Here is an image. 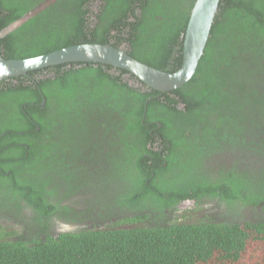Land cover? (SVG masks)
Instances as JSON below:
<instances>
[{"label": "trees", "instance_id": "obj_1", "mask_svg": "<svg viewBox=\"0 0 264 264\" xmlns=\"http://www.w3.org/2000/svg\"><path fill=\"white\" fill-rule=\"evenodd\" d=\"M43 1L0 0V33ZM195 2L56 0L0 34V49L10 59L111 43L173 72L183 63V35ZM29 73L0 81V146L10 144L0 159L11 171L0 170V185L9 190L7 200H23L34 210L15 224L0 221V264H258L245 258L251 247L264 264V216L217 222L194 216L192 208L169 212L186 197L197 204H264V162L258 171L223 167L219 175L205 163L224 147H247L264 158V0H221L194 76L170 92L95 62ZM109 126L122 136L119 157L103 155L99 146L86 154L90 130L100 136ZM58 136L72 157H62ZM98 158L120 167L117 199L133 214L106 227L51 229L55 168L82 170Z\"/></svg>", "mask_w": 264, "mask_h": 264}, {"label": "flooded vegetation", "instance_id": "obj_2", "mask_svg": "<svg viewBox=\"0 0 264 264\" xmlns=\"http://www.w3.org/2000/svg\"><path fill=\"white\" fill-rule=\"evenodd\" d=\"M50 1V4H52L56 0ZM5 34L1 35L5 36ZM147 101H149V99ZM39 104L45 105V101H42ZM183 107H185V103H183ZM39 129L40 126H37L35 130L39 131ZM115 131L116 128L113 126L103 129L101 128L99 130L100 136H97L94 133L95 130H90V134L87 137L88 142L85 145L86 154H91L92 151H97L96 149L91 150V148L99 146V148L102 149L101 153L103 155L112 157L116 156V158L119 157L120 153L117 152V148L119 147L118 141L121 140L122 136L118 135ZM16 132L23 133V131ZM5 134L6 133H3L1 136L3 137ZM92 138L95 139V143L91 141ZM56 139L60 141L58 147L62 152V157L66 156V159L72 157V154H69L67 151L69 143L63 142L62 138L59 136ZM56 139L55 137L53 138L54 141H56ZM248 140H250V138H248ZM14 144L26 146L27 148L29 146L26 142H16ZM9 145L10 144L0 146V152L6 150ZM27 155L28 153L23 157H16L15 159L20 160ZM262 155L263 154L260 152H255L252 149L248 151L247 147L238 148V150H235L233 147H224L213 150L208 154L205 163L210 165H207V168H209L208 170L211 171L212 169V172L215 171V174L217 175H219L220 170H223V167H225L224 169L226 170L240 168L241 170L250 173L254 169L258 171L260 166L263 165L264 158ZM1 160L2 158L0 159V170L5 174H10V170L5 172L1 165ZM97 160L92 166L86 164L82 170L70 166L69 170L65 173L63 172L64 169L55 168L60 172L53 173L54 180L52 181V187L54 188V194L52 196V202L56 204L57 207L53 211L51 218L47 219V223L51 229L55 228L58 232H66L77 228L106 227L107 225L118 223L122 219V214L124 213L127 215L133 214V210L120 207V202L117 199L118 192L120 191L118 190L119 185L122 182V177H124L118 173L120 167H116L114 159L109 160L110 162H108V160H100V158ZM57 162L65 163L69 162V160ZM132 165H134V161ZM163 165H166V163ZM54 167H56V165H54ZM0 186L1 191H3L0 193L1 222L15 224L17 220L19 221L24 217L30 218V216L33 215L34 210L32 206H27V202L23 200L17 203L7 200L6 195L9 190L5 188L4 185ZM245 193H247V191H245ZM235 203L228 206L217 199H211L197 204L195 199L186 197V199H182L178 202L169 212L172 215H176L192 208L195 212L194 216L206 217L208 220L213 219L217 222L224 219L234 220L236 218L241 219V217L245 219H253L254 217L264 216V207H262L264 205L263 203L256 207H253L250 204H244L243 201L238 202L237 204ZM14 211H17L16 214ZM11 217L14 220H11ZM28 221L32 222L34 225H38V222L36 221ZM20 222L24 223V221Z\"/></svg>", "mask_w": 264, "mask_h": 264}, {"label": "water", "instance_id": "obj_3", "mask_svg": "<svg viewBox=\"0 0 264 264\" xmlns=\"http://www.w3.org/2000/svg\"><path fill=\"white\" fill-rule=\"evenodd\" d=\"M220 1L196 0L183 35V63L176 71L153 67L111 43H78L28 58L8 59L3 56L0 49V81L21 75L29 76L30 71L68 62H95L125 69L135 74L149 87L162 93L170 92L182 87L194 76L210 38ZM50 3V0L45 1L30 10L5 28L1 34H7L25 23Z\"/></svg>", "mask_w": 264, "mask_h": 264}, {"label": "rangeland", "instance_id": "obj_4", "mask_svg": "<svg viewBox=\"0 0 264 264\" xmlns=\"http://www.w3.org/2000/svg\"><path fill=\"white\" fill-rule=\"evenodd\" d=\"M254 247H251L250 248V252L247 254V257L245 256V258H251L252 260H254L253 262H258L259 264V261H256L258 258H261V255L259 256V252L258 251H254L253 249Z\"/></svg>", "mask_w": 264, "mask_h": 264}]
</instances>
